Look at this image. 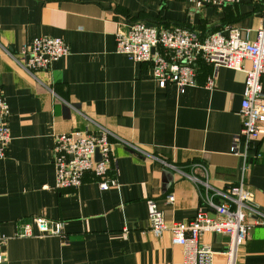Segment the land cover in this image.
<instances>
[{
	"label": "crops",
	"instance_id": "1",
	"mask_svg": "<svg viewBox=\"0 0 264 264\" xmlns=\"http://www.w3.org/2000/svg\"><path fill=\"white\" fill-rule=\"evenodd\" d=\"M261 17V0L202 8L187 0H0V92L11 136L0 160V264H181L183 248L172 245L169 231H149L146 201L156 203L167 226L191 221L201 207L199 188L162 162L196 177L201 172L192 165L202 164L216 189L239 183L243 160L232 147L241 130L244 73L219 68L208 89L212 68L199 63L195 86H162L150 64L117 53L116 34L140 22L188 29L200 39L233 28L253 41ZM43 36L61 39L70 54L32 77L8 52ZM94 124L114 135L106 177L116 176L117 186L101 190L87 173L78 189H56L54 136L92 131ZM246 165L243 183L264 210V126ZM36 217L62 222L66 240L18 237ZM227 243L212 233L198 239L217 253ZM235 264H264V227L250 232Z\"/></svg>",
	"mask_w": 264,
	"mask_h": 264
},
{
	"label": "built area",
	"instance_id": "2",
	"mask_svg": "<svg viewBox=\"0 0 264 264\" xmlns=\"http://www.w3.org/2000/svg\"><path fill=\"white\" fill-rule=\"evenodd\" d=\"M196 8L203 6L222 7L238 3L240 0H187ZM262 17L255 31L253 41L241 38L237 29L227 34H210L200 39L197 34L184 28L158 29L147 27L140 22L131 23L124 32L116 34V51L134 63L151 65L154 81L162 86L173 84L177 89L196 85L197 65L203 63L212 68L205 87L215 85L214 75L219 68L244 73V86L240 105L241 130L235 137L232 151L243 160L241 179L237 185L216 189L209 184L204 165L195 163L194 170L202 177L187 175L175 166L162 162L191 180L200 191L201 207L189 222H173L167 226L161 211L153 200H147L149 231L160 237L169 231L171 243L183 248L184 259L181 264H214L217 256L224 264H235L240 248L255 227H264V210L254 204L253 194L246 189L243 179L248 169L246 155L254 150L260 140L264 126V0ZM70 54L69 46L59 38L38 37L23 43L14 54L8 55L25 73L34 77L39 71H47L51 64ZM244 62L249 66L245 67ZM8 106L0 92V160L6 157L11 136L8 128ZM95 129L75 130L54 136L52 165L54 167L56 189H78L87 173L96 178L98 187L107 190L117 186L114 176H106L115 162L113 147L114 135L106 127L94 124ZM243 145V153L238 146ZM135 151V146H130ZM256 158L260 157L257 152ZM114 173H116L115 169ZM173 201L172 196L167 197ZM35 228L36 233L33 231ZM206 233L228 237L226 250L221 253L212 251L206 245H198L200 236ZM18 237H58L66 240L63 223L36 217L31 223L20 227ZM4 239L0 238V247ZM0 251V263L4 262Z\"/></svg>",
	"mask_w": 264,
	"mask_h": 264
}]
</instances>
